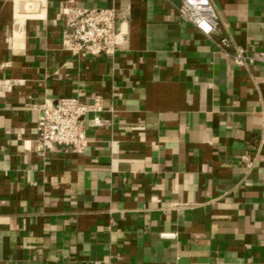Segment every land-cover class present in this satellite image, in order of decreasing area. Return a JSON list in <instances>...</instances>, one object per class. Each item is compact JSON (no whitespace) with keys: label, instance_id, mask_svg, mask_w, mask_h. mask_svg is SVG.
<instances>
[{"label":"crops","instance_id":"1","mask_svg":"<svg viewBox=\"0 0 264 264\" xmlns=\"http://www.w3.org/2000/svg\"><path fill=\"white\" fill-rule=\"evenodd\" d=\"M212 1L231 52L264 50V0ZM180 3L0 0V264H264V64ZM74 7H115L123 47L65 48ZM63 96L97 110L82 150L39 146Z\"/></svg>","mask_w":264,"mask_h":264},{"label":"built area","instance_id":"2","mask_svg":"<svg viewBox=\"0 0 264 264\" xmlns=\"http://www.w3.org/2000/svg\"><path fill=\"white\" fill-rule=\"evenodd\" d=\"M177 9L182 20L193 24L200 33L211 38L218 50L236 64L246 65L256 60L264 64V50L257 56H250L243 50L231 52L230 39L215 36L220 20L212 0H181ZM65 13L67 25L71 28V32L65 34L63 39L67 49L93 57L113 56L126 42L125 33L117 25L115 7H74ZM96 111L95 105L77 96L45 101L40 107L36 128L39 146L84 149L87 145L86 118ZM92 120L97 127L109 123L107 118L99 114H95Z\"/></svg>","mask_w":264,"mask_h":264}]
</instances>
